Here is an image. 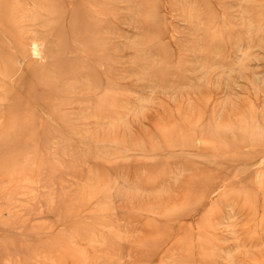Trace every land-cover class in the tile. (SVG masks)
<instances>
[{
    "label": "rangeland",
    "instance_id": "374dc122",
    "mask_svg": "<svg viewBox=\"0 0 264 264\" xmlns=\"http://www.w3.org/2000/svg\"><path fill=\"white\" fill-rule=\"evenodd\" d=\"M76 1L0 0V264H264V0Z\"/></svg>",
    "mask_w": 264,
    "mask_h": 264
},
{
    "label": "bare ground",
    "instance_id": "6f19581e",
    "mask_svg": "<svg viewBox=\"0 0 264 264\" xmlns=\"http://www.w3.org/2000/svg\"><path fill=\"white\" fill-rule=\"evenodd\" d=\"M91 1L92 0H77L76 2H75V4H77L76 6H78V9H79V11H80V13H81V15L83 16H86V14H87V9H85V8H83V6L86 4V5H88V4H90L91 3ZM33 2V1H32ZM97 2V1H96ZM42 3V2H41ZM98 3V2H97ZM8 5V4H7ZM46 9V8H45ZM87 10V11H86ZM103 10V9H102ZM29 11V10H28ZM46 11V10H45ZM8 13V10H6V7H4V8H2L1 9V11H0V35L3 37V38H7V39H9L10 38V35H9V33H8V31H7V26H6V23H7V20H6V18H5V16H6V14ZM4 15V16H3ZM73 16V15H72ZM8 17V16H7ZM48 17V16H47ZM82 18V17H81ZM74 19V18H73ZM79 20V19H78ZM79 32H75V30H74V27L73 26H71L70 27V32H71V34H72V36L73 37H76L77 36V38L78 37H80L83 33H84V31H87L88 29H90L91 30V28H92V25L90 24V23H88V22H86L85 20H81L80 21V23H79ZM76 38V39H77ZM84 38V37H83ZM77 40H80V39H77ZM81 40H82V37H81ZM11 43V40H8L7 42H1L0 41V51H1V53H3V51H5V53H4V55H6V54H9V51H7L8 50V46H9V44ZM10 47V46H9ZM19 49V48H18ZM20 50H18V52H19ZM22 52V51H21ZM21 52H19V54H18V60H19V62L22 60V58L24 57L23 56V54L21 53ZM49 53V52H48ZM1 55L3 56V54H0V57H1ZM16 59V58H15ZM16 59V60H17ZM22 62V61H21ZM55 62V61H54ZM48 63V62H47ZM58 63V62H57ZM38 64V63H37ZM49 64V63H48ZM60 64V63H59ZM58 64V65H59ZM22 65V64H21ZM2 66V65H1ZM49 68V67H48ZM23 69V68H22ZM55 69V68H54ZM4 70V69H3ZM24 70V69H23ZM48 71V70H47ZM63 71V70H62ZM9 73V72H8ZM64 73V72H63ZM67 73V72H66ZM65 73V74H66ZM23 74L24 73H18L17 71H13V72H11L10 71V74H9V78H1V81L0 82H2V85H4L5 87H9V86H11V84H14V85H19L20 83H21V81H22V78H23ZM68 74V73H67ZM76 75V74H75ZM5 76V75H4ZM11 76H14L13 78L11 77ZM61 76V75H60ZM73 76V75H72ZM48 77V76H47ZM68 78V77H67ZM76 78H77V75H76ZM8 80H10L9 82H8ZM71 80V79H70ZM46 86V85H45ZM15 88V87H14ZM65 90V89H64ZM9 91H5L4 92V95L6 96V97H9ZM28 102V101H27ZM68 103V102H67ZM25 105V104H24ZM51 110V109H50ZM54 110V109H53ZM14 113V112H13ZM59 113V112H58ZM69 113V112H68ZM56 114V113H55ZM16 115V114H15ZM66 115V114H65Z\"/></svg>",
    "mask_w": 264,
    "mask_h": 264
}]
</instances>
